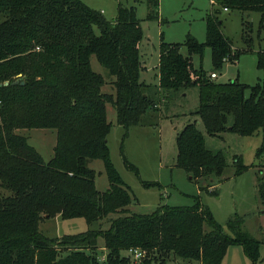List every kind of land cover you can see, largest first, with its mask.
<instances>
[{
  "label": "trees",
  "instance_id": "1",
  "mask_svg": "<svg viewBox=\"0 0 264 264\" xmlns=\"http://www.w3.org/2000/svg\"><path fill=\"white\" fill-rule=\"evenodd\" d=\"M216 4L223 10L258 11L264 21V0ZM145 5V18L158 19V0H145ZM218 13L211 10L205 17L204 42L190 35L183 43L161 40L158 83L150 85L139 80L142 31L131 7L118 4L116 16L106 19L80 0H0V264H125L128 256L121 250L130 248L142 253L138 264L164 262L170 254L187 259L174 264H220L234 243L256 264L261 240L243 228L244 216H231L224 228L197 196L190 205L161 204L149 213L132 212L135 199L108 159L106 105L124 136L157 111L158 100L165 103L192 86L198 89L196 118L177 133L178 167L191 178L210 181L207 191L226 167L220 151L205 147L199 123L210 135L261 131L257 154L264 150V50L257 51L262 78L252 85L216 82L201 66H193L192 55L201 57L205 47L215 67L240 54L222 32ZM246 35L244 30L247 43ZM91 56L107 78L91 69ZM16 128L55 130L47 162ZM95 159L102 162L108 182L103 191L95 189V172L87 165ZM234 166L236 173L246 169L237 157ZM256 186L264 207V171ZM55 215L81 217L97 227L48 237L37 225Z\"/></svg>",
  "mask_w": 264,
  "mask_h": 264
},
{
  "label": "rangeland",
  "instance_id": "2",
  "mask_svg": "<svg viewBox=\"0 0 264 264\" xmlns=\"http://www.w3.org/2000/svg\"><path fill=\"white\" fill-rule=\"evenodd\" d=\"M91 9L99 11L104 18L116 16L117 5L131 7L139 20L142 37L139 41V61L141 69L139 79L150 85H156L159 44L183 43L190 35L198 42L206 38L205 17L211 10H218L222 20V32L231 41L232 48L240 50L235 61H223L220 67L212 63L211 50L205 47L202 56L192 55L194 68H203L209 75L215 71L216 82L237 80L247 85L255 84L262 78L257 67V51L264 50V21L258 11L223 10L216 0H158V19H146L145 0H80ZM244 24L248 27L244 29ZM247 32V43L242 37ZM248 44V46H247ZM247 49V50H246ZM180 51L187 55L185 46ZM93 71L107 78L106 70L93 56L89 59ZM103 89L102 91H106ZM198 106V89L192 86L173 94L167 102L157 101V111L149 112L140 124L131 126L123 136V128L114 120V111L105 106L106 119L110 127L106 135L108 159L119 179L126 185L134 197L130 209L132 212L149 213L158 205H190L193 197L207 206L214 219L224 228L227 220L235 214L244 216L243 228L259 238V258L256 264H264V215L256 193L257 178L264 171V150L262 132L252 135H240L226 131L218 135L206 133L203 125L198 128L203 133L205 147L211 151H220L226 161V167L220 177H213V188L205 190L210 181L206 178L194 179L176 165V136L182 127L193 121L192 114ZM14 132L26 138V141L39 154L43 162L52 156L55 142V130L51 128H16ZM240 159L246 169L236 173L234 158ZM124 160L127 166L124 163ZM95 172L94 186L98 191L107 188L108 182L103 164L95 159L87 163ZM133 167V169L131 168ZM214 190V192H209ZM102 228L107 226L102 221ZM38 230L48 237L83 232L87 228H96L97 224H86L83 218H42ZM103 249L99 250V258ZM125 264H138L127 250ZM178 255L170 254L164 261L153 260L149 264H174L186 261ZM193 262H196L192 260ZM220 264H253L244 253L240 244H230Z\"/></svg>",
  "mask_w": 264,
  "mask_h": 264
},
{
  "label": "built area",
  "instance_id": "3",
  "mask_svg": "<svg viewBox=\"0 0 264 264\" xmlns=\"http://www.w3.org/2000/svg\"><path fill=\"white\" fill-rule=\"evenodd\" d=\"M224 10H226V8H224ZM211 79H215L217 77V74L215 72H212L209 74ZM129 253L132 255L133 259L135 260H139L142 253L140 252L139 249L137 248H130L128 249Z\"/></svg>",
  "mask_w": 264,
  "mask_h": 264
},
{
  "label": "water",
  "instance_id": "4",
  "mask_svg": "<svg viewBox=\"0 0 264 264\" xmlns=\"http://www.w3.org/2000/svg\"><path fill=\"white\" fill-rule=\"evenodd\" d=\"M7 83H8L7 81L2 82L3 85H6ZM12 83H16V80H13ZM20 83H22V82H20Z\"/></svg>",
  "mask_w": 264,
  "mask_h": 264
},
{
  "label": "crops",
  "instance_id": "5",
  "mask_svg": "<svg viewBox=\"0 0 264 264\" xmlns=\"http://www.w3.org/2000/svg\"><path fill=\"white\" fill-rule=\"evenodd\" d=\"M227 11V10H226ZM159 55V54H158ZM158 65V64H157ZM158 70V69H157ZM157 78H158V72H157ZM140 80V79H139ZM141 81H143L142 79H141ZM144 82V81H143ZM158 83V82H157ZM54 217H58V215H55Z\"/></svg>",
  "mask_w": 264,
  "mask_h": 264
}]
</instances>
